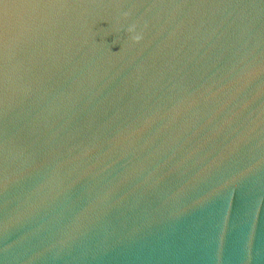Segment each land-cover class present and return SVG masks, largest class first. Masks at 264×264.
I'll use <instances>...</instances> for the list:
<instances>
[{
	"label": "water",
	"instance_id": "1",
	"mask_svg": "<svg viewBox=\"0 0 264 264\" xmlns=\"http://www.w3.org/2000/svg\"><path fill=\"white\" fill-rule=\"evenodd\" d=\"M0 264H264V0H0Z\"/></svg>",
	"mask_w": 264,
	"mask_h": 264
},
{
	"label": "clouds",
	"instance_id": "2",
	"mask_svg": "<svg viewBox=\"0 0 264 264\" xmlns=\"http://www.w3.org/2000/svg\"><path fill=\"white\" fill-rule=\"evenodd\" d=\"M134 39L138 42L141 38L137 36V37H134Z\"/></svg>",
	"mask_w": 264,
	"mask_h": 264
}]
</instances>
